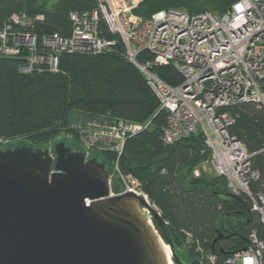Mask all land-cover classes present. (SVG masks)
<instances>
[{"label": "trees", "instance_id": "obj_1", "mask_svg": "<svg viewBox=\"0 0 264 264\" xmlns=\"http://www.w3.org/2000/svg\"><path fill=\"white\" fill-rule=\"evenodd\" d=\"M238 1L141 0L135 14L150 19L161 11L177 10L191 16H222ZM96 7L95 0H59L52 9L40 6V0H0V31L13 15L27 14L33 26L21 32L36 35L41 45L44 37L53 34L70 37V14L92 13ZM40 15L44 20L35 22ZM101 29L105 37L114 39L102 23ZM22 56H0V140L6 143L0 144V149L16 140L45 148L43 144L65 131L75 112L136 124L151 121L149 130L127 140L120 168L142 184L143 196L159 210L174 248L187 255L186 263H197L198 246L223 263L248 247L253 231L264 234L260 217L246 194L231 193L226 181L217 176H194L198 166L209 159L202 135L172 147L164 145L167 114L160 110L158 98L144 75L127 59L121 43L112 52L96 56L62 54L58 72L44 69L24 74L20 71ZM138 59L154 63L152 72L168 85L178 87L184 82L173 65L164 64L157 56L144 52ZM227 110L235 120L230 133L245 145L252 156V169L259 174V179L250 184L251 192L264 195V109L242 103ZM97 158L108 172H113L114 154ZM119 191L115 183L113 192Z\"/></svg>", "mask_w": 264, "mask_h": 264}, {"label": "built area", "instance_id": "obj_2", "mask_svg": "<svg viewBox=\"0 0 264 264\" xmlns=\"http://www.w3.org/2000/svg\"><path fill=\"white\" fill-rule=\"evenodd\" d=\"M92 13H71L72 32L64 38L53 34L38 44L36 35L21 32L32 28L27 14L13 15L0 31V56L21 57L24 74L48 69L58 72L62 54L96 56L112 52L121 43L127 59L144 75L167 114L162 141L172 147L192 136L202 135L209 153L208 162L217 177L226 181L228 190L246 194L264 226V195H254L250 184L259 179L252 169L245 145L230 128L234 118L227 110L242 103L264 109V0H239L224 15L202 13L191 16L185 11H161L150 19L135 14L141 0H95ZM43 21L44 16L35 18ZM104 25L108 38L102 34ZM25 41L24 45L18 41ZM157 56L173 65L184 78L178 87L162 81L154 63H141L142 53ZM91 129L79 128L83 149L102 156L112 153L110 186L113 196L134 193L143 196L142 184L120 168L128 139L151 127V121L136 124L124 120L100 119ZM0 144H6L0 140ZM195 177H200L198 169ZM120 186L119 193L113 186ZM196 264H264V234L253 231L245 251L237 252L223 263L215 255L196 248Z\"/></svg>", "mask_w": 264, "mask_h": 264}, {"label": "water", "instance_id": "obj_3", "mask_svg": "<svg viewBox=\"0 0 264 264\" xmlns=\"http://www.w3.org/2000/svg\"><path fill=\"white\" fill-rule=\"evenodd\" d=\"M110 178L96 155L64 142L0 149V264H167L141 208L187 264L159 210L144 196H113Z\"/></svg>", "mask_w": 264, "mask_h": 264}, {"label": "rangeland", "instance_id": "obj_4", "mask_svg": "<svg viewBox=\"0 0 264 264\" xmlns=\"http://www.w3.org/2000/svg\"><path fill=\"white\" fill-rule=\"evenodd\" d=\"M58 1L59 0H40V6L44 7L45 9H52L55 7V5L57 4ZM18 43L24 45L25 41L19 40ZM99 120H100V118H98V117H91V116H87L84 113L75 112L70 116L69 125L65 129V131L61 132L54 141H51L49 143H45V144H43V146L53 148L55 146V144H57L58 142H61V143L64 142L67 144V146L69 148H71L74 151H76L77 149L84 150L83 149V146H84L83 142L84 141H82L81 133L78 129L79 128L83 129L86 127L91 129L90 124L94 123L95 121H99ZM23 142L27 143L26 141H23V140H16V141L11 142L10 144L12 146V145L20 144ZM33 144L35 145L36 143H33ZM85 152L87 153L88 158L91 157L92 155L93 156L96 155L98 157H101L100 155H97L94 152H90V151H85ZM197 169L200 171L202 178L206 177V178L210 179V178L216 177L214 170H213L212 166L210 165V163L208 162V160L206 162H204L203 164H201L200 166H198ZM140 210L145 214V208H141ZM145 215L147 218H150L152 220L150 214H145ZM152 223H153V221H152ZM153 227H154L155 231L157 232L158 237L166 244V242L164 241L163 237L161 236L160 232L157 230V228L155 227L154 224H153ZM171 253H172L171 259L173 260V264H176L174 261V258H173L172 250H171ZM174 253L179 259H181L185 262H188L187 255L185 253L179 252L175 248H174Z\"/></svg>", "mask_w": 264, "mask_h": 264}, {"label": "bare ground", "instance_id": "obj_5", "mask_svg": "<svg viewBox=\"0 0 264 264\" xmlns=\"http://www.w3.org/2000/svg\"><path fill=\"white\" fill-rule=\"evenodd\" d=\"M147 200L148 198L145 197ZM142 212V211H141ZM145 214H150L149 211L145 208ZM143 212H142V215H143V219L146 221L147 225L150 227V229L153 231V233L155 234L163 252H164V255H165V258H166V261H167V264H173V260L171 259V248L165 244L157 235V232L155 231L154 227H153V224L152 223V220L150 218H147L146 215H145Z\"/></svg>", "mask_w": 264, "mask_h": 264}]
</instances>
